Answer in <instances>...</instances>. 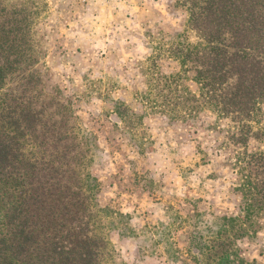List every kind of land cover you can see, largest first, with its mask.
<instances>
[{"label": "trees", "instance_id": "16d2710c", "mask_svg": "<svg viewBox=\"0 0 264 264\" xmlns=\"http://www.w3.org/2000/svg\"><path fill=\"white\" fill-rule=\"evenodd\" d=\"M177 8L185 29L152 61L168 54L182 71L150 74L148 85L172 121L215 117L208 130L235 176L242 214L220 219L206 264H256L235 244L264 218V0H177ZM37 18L0 0V264H115L116 220L100 207L93 145L36 68ZM186 76L198 92L186 90Z\"/></svg>", "mask_w": 264, "mask_h": 264}, {"label": "rangeland", "instance_id": "374dc122", "mask_svg": "<svg viewBox=\"0 0 264 264\" xmlns=\"http://www.w3.org/2000/svg\"><path fill=\"white\" fill-rule=\"evenodd\" d=\"M6 1L38 14L36 68L93 145L100 207L116 220L115 264H206L220 219L240 216L243 201L208 130L215 117L172 121L148 85L150 74L182 71L168 54L158 66L152 61L185 29L177 0ZM184 86L199 91L190 76ZM256 228L235 245L246 260L264 264V218Z\"/></svg>", "mask_w": 264, "mask_h": 264}]
</instances>
